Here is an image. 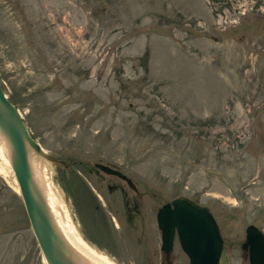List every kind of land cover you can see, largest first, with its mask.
I'll list each match as a JSON object with an SVG mask.
<instances>
[{"label":"rangeland","instance_id":"obj_1","mask_svg":"<svg viewBox=\"0 0 264 264\" xmlns=\"http://www.w3.org/2000/svg\"><path fill=\"white\" fill-rule=\"evenodd\" d=\"M0 78L92 246L159 264L155 212L183 195L209 207L230 264H248L245 227L264 233V0H0ZM95 162L145 193L139 216ZM12 174L0 188L17 196ZM17 198L18 245L0 264H44ZM174 259L189 264L176 242Z\"/></svg>","mask_w":264,"mask_h":264},{"label":"water","instance_id":"obj_2","mask_svg":"<svg viewBox=\"0 0 264 264\" xmlns=\"http://www.w3.org/2000/svg\"><path fill=\"white\" fill-rule=\"evenodd\" d=\"M0 131L12 149L11 170L42 258L47 264H77L73 260L75 253L57 230L47 203L35 186L29 150L42 155L49 163L52 160L32 135L1 78ZM94 166L107 175L121 178L130 188H137L133 180L119 169L101 162H95ZM156 222L165 258L169 257L176 237L189 264H229L220 228L209 207L183 195L175 196L158 209ZM241 248L247 250L249 264H264V233L254 224L245 227Z\"/></svg>","mask_w":264,"mask_h":264},{"label":"bare ground","instance_id":"obj_3","mask_svg":"<svg viewBox=\"0 0 264 264\" xmlns=\"http://www.w3.org/2000/svg\"><path fill=\"white\" fill-rule=\"evenodd\" d=\"M28 155L35 186L43 195L57 230L75 253L76 257H73V260L77 264H116L110 257L88 244L77 230L58 191L53 186L48 160L32 149L29 150ZM11 159L12 149L6 136L0 131V175L3 178L13 173L10 166ZM15 190L19 192L17 182ZM43 263L47 264L44 259Z\"/></svg>","mask_w":264,"mask_h":264},{"label":"flooded vegetation","instance_id":"obj_4","mask_svg":"<svg viewBox=\"0 0 264 264\" xmlns=\"http://www.w3.org/2000/svg\"><path fill=\"white\" fill-rule=\"evenodd\" d=\"M111 187L107 188L108 193L110 195H115V201L116 202H117V200L121 201V203L124 206L125 215L128 218H135L136 216H139L142 213V207H143V200L142 199L144 198L143 196L145 193L142 192L140 190V188H130L129 186H128L129 188H111ZM84 189L88 193V198L91 201L94 209L99 213L101 218L103 217L105 220L108 217V219H112V221L115 222V224H117V222H116L117 218H115L113 216H107V214H105V210L102 208L103 205L106 206V202L104 201V199L107 200V196L106 197H105V195L102 196V194L100 192L99 193L96 192L94 194L93 189L91 190L90 188H84ZM16 192H17V194H16L17 196H15L13 193L10 196L8 188H0V227L2 228V230H4V237H5L4 240L0 239V249H4L5 251H8L9 248L13 250V246L18 245L19 234L17 233V231H18V227H19L18 226L19 219H18V198L17 197L19 196V192L18 191H16ZM97 200H99L100 202H101V200H103L104 202H101V205H99ZM110 202H112V201H110ZM167 202H169V201H167ZM167 202H165V203H167ZM22 203H23V201H22ZM165 203H163L162 205H164ZM110 207H111V205H110ZM160 207H158L156 212H155V220H156L158 209ZM24 209H25V207H24ZM10 210L12 211L11 216L9 213ZM25 212H26V210H25ZM111 212H112L111 210L108 212L106 210V213H111ZM113 212L116 213L114 210H113ZM26 215H27V213H26ZM28 221H29V219H28ZM155 226L158 229L157 222H156ZM158 232H159L158 250L160 251V254H161L159 264H175V259H174L175 242L178 244L179 248L181 249V247L177 241V238L176 237L174 238L172 250L169 254V257L165 258L164 254L161 250L162 240H161V232L159 229H158ZM84 237L89 242L92 241L90 238H87L86 236H84ZM94 245H96V243H94ZM98 248H100V246ZM242 258L248 262V253H247V250H245V249H242ZM228 260H229V258H228ZM147 263H148V260H147ZM229 264H230V261H229ZM248 264H249V262H248Z\"/></svg>","mask_w":264,"mask_h":264},{"label":"trees","instance_id":"obj_5","mask_svg":"<svg viewBox=\"0 0 264 264\" xmlns=\"http://www.w3.org/2000/svg\"><path fill=\"white\" fill-rule=\"evenodd\" d=\"M12 100V99H11ZM12 102H14V101H12Z\"/></svg>","mask_w":264,"mask_h":264}]
</instances>
